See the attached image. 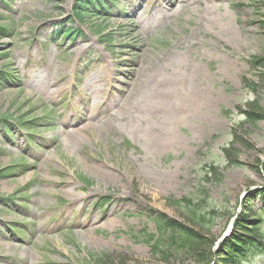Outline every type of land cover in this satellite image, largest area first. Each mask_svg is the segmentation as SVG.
I'll return each mask as SVG.
<instances>
[{"label":"rangeland","instance_id":"rangeland-1","mask_svg":"<svg viewBox=\"0 0 264 264\" xmlns=\"http://www.w3.org/2000/svg\"><path fill=\"white\" fill-rule=\"evenodd\" d=\"M191 1L193 14L124 0L98 16L79 0L0 1V69L18 80L0 87L14 129L0 134V264H205L227 240L264 264V0ZM74 93L105 106L65 128ZM154 131L163 150L148 151ZM179 230L205 243L181 247Z\"/></svg>","mask_w":264,"mask_h":264},{"label":"bare ground","instance_id":"bare-ground-1","mask_svg":"<svg viewBox=\"0 0 264 264\" xmlns=\"http://www.w3.org/2000/svg\"><path fill=\"white\" fill-rule=\"evenodd\" d=\"M193 1L196 2V0H193ZM176 2H178L179 4H182V8L184 9V11L185 10L186 11H190V13L193 14V11L191 9V2H192L191 0H176ZM208 9H210V8H208V6H206L204 12H207ZM203 15H202L201 22L196 27V28H198L199 31L202 30V27L201 26H203V23L208 22V20H210L211 17H209V16L211 15V12L207 13V15H206V16H208L207 17L208 19L206 18V16L204 17ZM240 39H241V37L239 36V40ZM239 40H238V43L240 42ZM133 71H134V73H133L134 77H137V78H136L135 83L133 82L135 80L134 77H133V79H130L129 83L131 84L133 82V84H135L137 86L136 89L133 91L134 94L132 96V97H134V96L137 97L134 100V105L137 106V104L139 102V101H137L138 97H141V93L142 92H145L146 93V86H145L146 81H142V78L140 79L138 77V75H140L139 69L137 71L134 68ZM142 77H144V76H142ZM87 87H89L90 89H92V85H89L88 84ZM178 90H176V91L178 92ZM61 91L62 90H60V89H58V90L53 89V90H51L49 92V95H50V97H54L57 94H59ZM190 92H193L195 94L193 96H195V97L202 96V93L199 91V88H196V89L193 88ZM80 99L82 100V98H80ZM84 101H86L88 103L90 102V105L89 106H92V108H93L94 111L92 112V114H90V117H86L87 116V111L84 108L82 111L79 112V116H80V119L83 120V122H90L92 119H94V117H95L94 116V113L96 114V111L99 109V107H100L101 104H100V102L93 100L89 95H88V97H86V99H84ZM123 104L119 108H121V110L124 111L125 110V107H123ZM124 106H127V104H125ZM93 128H94L93 125L84 126L82 129L77 130L74 133H68L69 134L68 137L71 138V136L72 137H80V136L82 137V136H85V134L87 135L91 130H94ZM156 131H158V129ZM156 131H154L155 133L153 132L154 133L153 136H152V134L150 135V133H148V132L142 134L143 135V138H145V141L147 142L148 151H153V152L154 151H160V150H163L165 148V142H166L165 136H163L162 134H160L161 132L159 133V132H156ZM142 135H140V136L142 137Z\"/></svg>","mask_w":264,"mask_h":264},{"label":"trees","instance_id":"trees-1","mask_svg":"<svg viewBox=\"0 0 264 264\" xmlns=\"http://www.w3.org/2000/svg\"><path fill=\"white\" fill-rule=\"evenodd\" d=\"M93 4V0H79V4H77V8H79V11H77V14L79 16L83 15V12H86L88 10L87 7ZM80 8L82 11H80ZM6 29L3 27H0V33H3ZM4 176H0V178H3ZM193 212V211H192ZM194 212L195 218H192V222L197 223V225H201L199 221H203L204 218H202L200 213ZM185 229V228H184ZM180 242L181 247H193V250L198 247L202 246L205 243V237L200 235L196 232L185 233L183 231L185 230H179ZM191 248V247H190ZM191 250V251H193ZM190 252V249H189ZM247 259V255L244 252V249L239 244L231 243L229 240L225 241L223 244H221V248L217 249V251L213 252L210 250H205L204 255L202 256V260L205 264H209L210 262H214V264H244Z\"/></svg>","mask_w":264,"mask_h":264},{"label":"water","instance_id":"water-1","mask_svg":"<svg viewBox=\"0 0 264 264\" xmlns=\"http://www.w3.org/2000/svg\"><path fill=\"white\" fill-rule=\"evenodd\" d=\"M228 235V234H227ZM227 235L226 236H224V238L223 239H225L226 237H227Z\"/></svg>","mask_w":264,"mask_h":264}]
</instances>
